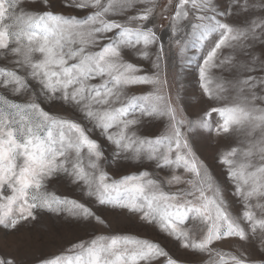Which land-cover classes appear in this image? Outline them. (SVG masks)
Returning a JSON list of instances; mask_svg holds the SVG:
<instances>
[{
  "label": "snow or ice",
  "instance_id": "1",
  "mask_svg": "<svg viewBox=\"0 0 264 264\" xmlns=\"http://www.w3.org/2000/svg\"><path fill=\"white\" fill-rule=\"evenodd\" d=\"M213 137L234 140L216 162L235 213L198 153ZM106 213L177 253L94 231L32 264H264V0H0V231L43 214L110 230ZM0 264L23 262L6 249Z\"/></svg>",
  "mask_w": 264,
  "mask_h": 264
},
{
  "label": "rangeland",
  "instance_id": "2",
  "mask_svg": "<svg viewBox=\"0 0 264 264\" xmlns=\"http://www.w3.org/2000/svg\"><path fill=\"white\" fill-rule=\"evenodd\" d=\"M57 4L59 5V0H57ZM158 23L163 25V28H161L160 31L166 40L167 21L159 20ZM185 79L188 82L185 84L187 94L185 96L184 106L189 114H196L203 106L199 99L201 95L200 89L193 76H188ZM57 111L59 110L57 109ZM162 131L163 124L161 122H157L155 125L148 127L145 130V134L158 135ZM231 143H234V140L218 141L215 137L211 139H204L198 144V153L202 159L209 163L216 177L222 184H224L225 195L232 205V210L235 213L240 210V205L235 201V198L230 195L231 185L225 182L226 178L224 175V169L216 162L218 152L226 149ZM116 171L117 170L113 169V174H115ZM118 171L121 174L130 173L131 171H135V167L131 169L123 168ZM52 188L57 192V194L80 199V193L78 191H73L71 186H67L64 183L55 184ZM106 215L111 225L110 230L100 228L93 230L92 228L85 227L82 224H77L76 222H70L50 214H43L37 222H34L33 225L25 226L19 233L5 235L3 231H0V250H12L17 254L23 264H32L34 255L37 253L43 252L47 255L56 254L63 250L72 241L89 238L94 231L96 234L111 231L112 233L133 234L142 238H147L160 243L161 246H163L170 253H177L174 241L170 240L163 234L152 230L150 227H141L122 216L112 215L110 213H106ZM189 226L193 228L197 227L194 222H190ZM220 245L225 250L233 251L238 247V243L231 239L220 242ZM190 259L196 261L197 258L190 257Z\"/></svg>",
  "mask_w": 264,
  "mask_h": 264
}]
</instances>
